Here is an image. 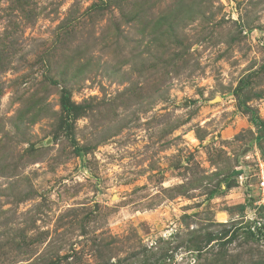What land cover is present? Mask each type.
I'll use <instances>...</instances> for the list:
<instances>
[{
	"label": "rangeland",
	"instance_id": "obj_1",
	"mask_svg": "<svg viewBox=\"0 0 264 264\" xmlns=\"http://www.w3.org/2000/svg\"><path fill=\"white\" fill-rule=\"evenodd\" d=\"M257 158L264 0H0V264H264Z\"/></svg>",
	"mask_w": 264,
	"mask_h": 264
},
{
	"label": "trees",
	"instance_id": "obj_2",
	"mask_svg": "<svg viewBox=\"0 0 264 264\" xmlns=\"http://www.w3.org/2000/svg\"><path fill=\"white\" fill-rule=\"evenodd\" d=\"M65 98L66 96H64L63 98L64 101L62 102V108H64L63 103L65 102ZM245 110H247L248 114L250 115L251 122L253 124H256L258 122L257 117L251 111H249V109H247L246 107H245ZM239 230L243 232L245 239H248L249 241L264 242V225L257 226V224L254 223L253 226L247 225L242 228L240 227L234 228L230 237L227 239V241L221 242L219 243V245H217L220 247L219 250L224 247L226 242H230L232 239H237L239 235L238 234ZM209 242H210V237L208 236L203 242V244L198 243L197 245H193L192 243V245L190 244V246H193L194 251L197 252V255L202 256L204 253H209L215 256L217 253L214 254L212 252L211 247H208ZM150 253L147 254L146 250H144L142 253H139V254L136 253L135 255H133L131 262H128V264H168L169 263L167 262L168 259L166 257V253L160 252L158 253V255L156 253H152V254Z\"/></svg>",
	"mask_w": 264,
	"mask_h": 264
},
{
	"label": "built area",
	"instance_id": "obj_3",
	"mask_svg": "<svg viewBox=\"0 0 264 264\" xmlns=\"http://www.w3.org/2000/svg\"><path fill=\"white\" fill-rule=\"evenodd\" d=\"M255 166L257 168V180L255 186L258 191V196H259L258 198L261 199V203L259 204L264 206V161L261 160L260 158H257ZM239 178L242 181V175ZM256 224L257 226H260L259 223Z\"/></svg>",
	"mask_w": 264,
	"mask_h": 264
}]
</instances>
